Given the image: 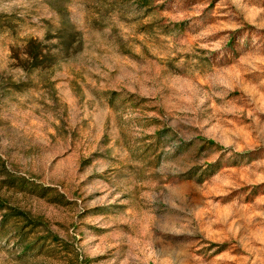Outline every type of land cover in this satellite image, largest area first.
Returning a JSON list of instances; mask_svg holds the SVG:
<instances>
[{"label": "rangeland", "instance_id": "374dc122", "mask_svg": "<svg viewBox=\"0 0 264 264\" xmlns=\"http://www.w3.org/2000/svg\"><path fill=\"white\" fill-rule=\"evenodd\" d=\"M0 264H264V0H0Z\"/></svg>", "mask_w": 264, "mask_h": 264}, {"label": "trees", "instance_id": "16d2710c", "mask_svg": "<svg viewBox=\"0 0 264 264\" xmlns=\"http://www.w3.org/2000/svg\"><path fill=\"white\" fill-rule=\"evenodd\" d=\"M57 39L60 40V43L56 53H49V51H45V45H43L42 42L37 41L36 39H29L25 45V61L29 65L24 68H38L41 67L44 62H47L48 64L54 63L56 61L57 56L68 49V45L66 41H64L66 39L61 36H58ZM10 216L16 217V213L11 214Z\"/></svg>", "mask_w": 264, "mask_h": 264}]
</instances>
